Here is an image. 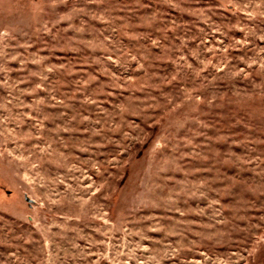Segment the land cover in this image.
I'll use <instances>...</instances> for the list:
<instances>
[{
  "label": "rangeland",
  "instance_id": "374dc122",
  "mask_svg": "<svg viewBox=\"0 0 264 264\" xmlns=\"http://www.w3.org/2000/svg\"><path fill=\"white\" fill-rule=\"evenodd\" d=\"M0 264H264V0H0Z\"/></svg>",
  "mask_w": 264,
  "mask_h": 264
}]
</instances>
